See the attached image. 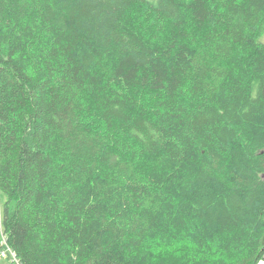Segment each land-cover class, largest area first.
<instances>
[{
	"label": "trees",
	"instance_id": "trees-1",
	"mask_svg": "<svg viewBox=\"0 0 264 264\" xmlns=\"http://www.w3.org/2000/svg\"><path fill=\"white\" fill-rule=\"evenodd\" d=\"M0 191L24 264L263 262L264 0H0Z\"/></svg>",
	"mask_w": 264,
	"mask_h": 264
},
{
	"label": "built area",
	"instance_id": "built-area-1",
	"mask_svg": "<svg viewBox=\"0 0 264 264\" xmlns=\"http://www.w3.org/2000/svg\"><path fill=\"white\" fill-rule=\"evenodd\" d=\"M0 258H9L11 264H24L18 257L16 251L9 245L7 236L3 232L2 227V208L0 205ZM260 264H264V261Z\"/></svg>",
	"mask_w": 264,
	"mask_h": 264
},
{
	"label": "rangeland",
	"instance_id": "rangeland-1",
	"mask_svg": "<svg viewBox=\"0 0 264 264\" xmlns=\"http://www.w3.org/2000/svg\"><path fill=\"white\" fill-rule=\"evenodd\" d=\"M91 124H92V126L100 127L99 121L97 119H95V118L91 119ZM5 199H6L5 194H3L0 191V205H1V203L5 202ZM188 245H189V243H188ZM174 246H175V248H174ZM174 246H173V249L175 250V249H178L179 246H181V245L178 244V245H174ZM226 257L232 258L233 257V253L232 254H230V253L226 254ZM0 264H11V260L9 258H0Z\"/></svg>",
	"mask_w": 264,
	"mask_h": 264
}]
</instances>
